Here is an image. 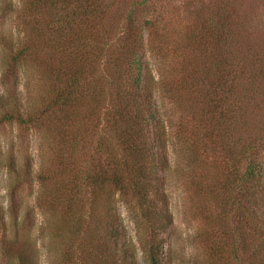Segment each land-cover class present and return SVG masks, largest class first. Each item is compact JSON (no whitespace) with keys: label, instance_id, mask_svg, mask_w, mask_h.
Returning <instances> with one entry per match:
<instances>
[{"label":"trees","instance_id":"trees-1","mask_svg":"<svg viewBox=\"0 0 264 264\" xmlns=\"http://www.w3.org/2000/svg\"><path fill=\"white\" fill-rule=\"evenodd\" d=\"M153 1L0 2L1 17L12 14L19 29L16 39L0 35V80L27 95L0 92V127L35 129L41 156L35 169L30 157L19 165L0 152V168L35 179L37 206L64 213L53 264H139L116 196L140 215L146 264H167L172 147L176 167L207 183L195 200L217 212L216 231L200 240L207 253L264 264V55L239 40L249 6L179 0L182 17L170 0L194 30L183 36ZM7 224L0 203V264H40L32 246L6 238Z\"/></svg>","mask_w":264,"mask_h":264},{"label":"rangeland","instance_id":"rangeland-1","mask_svg":"<svg viewBox=\"0 0 264 264\" xmlns=\"http://www.w3.org/2000/svg\"><path fill=\"white\" fill-rule=\"evenodd\" d=\"M3 1L5 0H0V2ZM9 1L18 2V0H8V2ZM232 1L241 3L243 7L249 6L246 8L249 20H241L247 33L239 39L242 40L245 51H259L264 55V0ZM170 2V0H154L150 5H155L157 12L161 14V20L164 19L165 21L179 24L178 27H180L183 36H186V33L191 35L194 34V30L186 26L187 20L184 22L181 18H178L176 15L177 12L175 13L168 6ZM176 5L179 7L178 9L181 10L182 1L179 2V0H177ZM182 10L180 15L184 17ZM138 13L142 20L149 16V14L142 11V9H140ZM11 15L12 14L7 17H1L0 15V35L16 39L19 35V29L16 27L15 18ZM238 29L240 32V28ZM1 52L0 48V54ZM1 66L0 55V76ZM21 84H23V82H21ZM10 86L7 85L6 88L3 87L2 81L0 80V92L4 91L3 89L9 92L18 89L17 93L21 94L22 98L27 96L25 95L22 85L12 84V86ZM169 132L170 130L168 134ZM169 136L170 139L173 140V135L169 134ZM37 139L38 134L33 128L19 129L15 124L0 127V152L3 159H6L8 155L12 153L18 164L23 165L25 159L30 157L33 159L35 169H37L41 161V156L37 147ZM172 151V147H170L171 170L169 173L167 193L169 196V211L172 215L173 223L164 236L166 241L164 252L165 262H167V264H224L216 261L215 258L207 253L206 248H204L207 242H205V244L203 243L204 246L200 242L205 236L208 237L213 231H216L215 228L217 225V220L215 218L217 212H213L209 206H203V200L200 199H204V197L199 190L203 188L204 191V187L207 183L203 186H198V183L203 182L201 177L189 179L190 172L187 171L188 169L185 170L187 172H182L181 168L176 167V158L172 155ZM182 173L184 176L181 175ZM193 180H195L193 183L190 182ZM14 185H16L15 204L17 205L19 215L13 224L14 214L11 211L9 192ZM38 190L39 185L35 179L29 181L22 180L10 174L7 168H0V203L5 209L8 222V230L5 233L6 238L19 247L22 246L25 248L32 246L37 252V258L40 264H53L51 260H54V255L59 245L58 239H60L57 233V241L55 244L53 233L56 232L58 228L66 231L67 224L66 221H64V213L59 211L51 212L47 209L43 210L37 206L36 195ZM261 195L264 199V190L261 192ZM197 196L200 197L196 199L199 203L195 200ZM116 200L117 207L123 220L126 236L137 249L138 262L139 264H146V257L143 255L137 237V220L140 215L132 204L127 205L121 202L117 196L115 201ZM1 231L0 237L4 235ZM65 234H63V236ZM211 238L213 239V237ZM66 243L67 237L63 238L62 245Z\"/></svg>","mask_w":264,"mask_h":264}]
</instances>
